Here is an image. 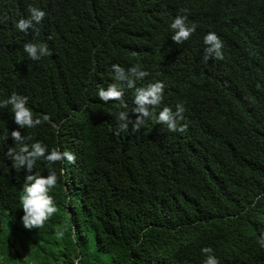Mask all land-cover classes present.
I'll return each mask as SVG.
<instances>
[{
	"label": "trees",
	"instance_id": "1",
	"mask_svg": "<svg viewBox=\"0 0 264 264\" xmlns=\"http://www.w3.org/2000/svg\"><path fill=\"white\" fill-rule=\"evenodd\" d=\"M29 5L47 15L26 35L15 23ZM176 15L197 25L182 44L168 27ZM208 32L223 59L203 60ZM34 41L51 55L28 58ZM113 64L147 72L137 87L162 81L155 111L183 104L185 131L152 118L121 131L120 111L135 120V89ZM109 84L120 100L98 98ZM12 93L50 117L22 135L76 161L53 165L57 214L24 229L25 173L3 139L17 126L0 109V264H203L207 245L220 264H264V0H0V99Z\"/></svg>",
	"mask_w": 264,
	"mask_h": 264
},
{
	"label": "clouds",
	"instance_id": "2",
	"mask_svg": "<svg viewBox=\"0 0 264 264\" xmlns=\"http://www.w3.org/2000/svg\"><path fill=\"white\" fill-rule=\"evenodd\" d=\"M27 16L20 18L15 23V28L28 34L29 30L35 32L36 26L46 17L47 13L39 7L29 5L26 9ZM172 32L171 39L176 44L188 41L196 32L197 25L188 22L187 15H176L168 25ZM204 56L203 60L223 59V42L215 32H208L203 37ZM23 52L33 61H39L42 57L51 55L47 43L45 42H26L23 44ZM115 79L125 82L128 89H135L134 104L132 113L135 115L133 121L128 111L118 113L119 129L127 131L129 124L133 131H138L146 118H152L159 125L166 127L169 132H184L186 125L180 124L185 108L183 104H177L176 110L170 107H163L158 113L155 109L161 104L165 89L162 81H156L146 86L137 87L136 82L143 79L147 72L139 70L137 66L130 67L127 71L117 64L112 65ZM123 89L116 84H109L107 88L99 87L97 96L102 102L118 101L123 96ZM0 109H10L12 122L17 126L10 130L8 136L3 139H11L16 147H9L5 156L10 160L14 170H23L24 180L21 186L19 204L23 215L20 222L24 229H42L51 218L57 214L58 205L52 194L53 189L58 185L63 169L59 171L53 168L57 162L74 164L76 156L68 150L61 151L59 147H51L43 141L33 139L32 135H22L23 129H33L44 122H49L47 114L34 116L32 108L29 106V98L25 95L12 93L6 98L0 99ZM44 163L47 174L34 171L37 162ZM63 232L59 235L63 236ZM258 243L264 247V237ZM204 257L203 264H220L210 245L200 249Z\"/></svg>",
	"mask_w": 264,
	"mask_h": 264
}]
</instances>
